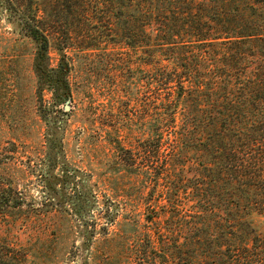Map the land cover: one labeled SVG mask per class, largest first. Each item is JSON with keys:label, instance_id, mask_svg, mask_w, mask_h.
I'll use <instances>...</instances> for the list:
<instances>
[{"label": "trees", "instance_id": "obj_1", "mask_svg": "<svg viewBox=\"0 0 264 264\" xmlns=\"http://www.w3.org/2000/svg\"><path fill=\"white\" fill-rule=\"evenodd\" d=\"M0 6L33 40L35 71L61 104L71 97L68 53L114 56L122 49L126 61L135 56L145 66L156 105L145 122L148 137L137 158L114 143L126 153L124 172L157 183L160 209L146 215L157 236L150 264H264V230L254 223L255 215L264 218V0ZM51 50L60 56L56 68ZM4 181L0 174V215L13 202ZM10 238L0 227V264H22L26 253ZM147 243L138 248L146 256Z\"/></svg>", "mask_w": 264, "mask_h": 264}, {"label": "rangeland", "instance_id": "obj_2", "mask_svg": "<svg viewBox=\"0 0 264 264\" xmlns=\"http://www.w3.org/2000/svg\"><path fill=\"white\" fill-rule=\"evenodd\" d=\"M35 49L0 6V174L13 201L0 227L22 246V264H150L157 236L146 215L160 209L157 183L124 172L114 143L137 158L148 137L156 105L145 66L122 49L68 53L71 97L61 104L35 71ZM50 58L56 68L60 56ZM254 223L264 230L262 216Z\"/></svg>", "mask_w": 264, "mask_h": 264}, {"label": "water", "instance_id": "obj_3", "mask_svg": "<svg viewBox=\"0 0 264 264\" xmlns=\"http://www.w3.org/2000/svg\"><path fill=\"white\" fill-rule=\"evenodd\" d=\"M66 108H69V105L66 103Z\"/></svg>", "mask_w": 264, "mask_h": 264}]
</instances>
